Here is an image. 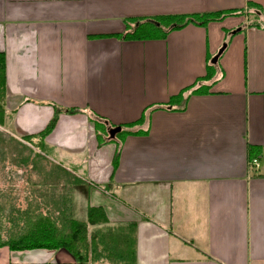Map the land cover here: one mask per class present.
Segmentation results:
<instances>
[{
  "label": "crops",
  "instance_id": "obj_1",
  "mask_svg": "<svg viewBox=\"0 0 264 264\" xmlns=\"http://www.w3.org/2000/svg\"><path fill=\"white\" fill-rule=\"evenodd\" d=\"M247 2L264 6V0H0L13 133L40 132L60 108L46 151L83 181L86 206H102L112 225L135 223L126 237L134 264H264V29L231 15L187 24L163 39L123 38L131 20L245 10ZM209 63L216 78L206 92L189 94L183 110L153 109L197 82ZM151 107L147 133L108 139L109 127L135 123ZM253 158L257 168L248 165ZM157 195L166 201L156 204ZM73 262L62 249L0 247V264Z\"/></svg>",
  "mask_w": 264,
  "mask_h": 264
},
{
  "label": "trees",
  "instance_id": "obj_2",
  "mask_svg": "<svg viewBox=\"0 0 264 264\" xmlns=\"http://www.w3.org/2000/svg\"><path fill=\"white\" fill-rule=\"evenodd\" d=\"M231 15H243L246 19V27L264 29V6L247 2L245 10L160 15L131 20L126 23L128 31L124 33L123 38L127 40L163 39L169 31L182 28L187 24L203 26ZM229 35L231 34L228 32L226 37ZM222 44L226 47L227 38ZM215 78V69L213 64L209 63L206 65V74L198 81L196 80L197 82L171 96L165 105H157L153 109L183 110L189 94L206 92ZM5 101V58L0 52V176L2 179L0 181V247H5L12 252L62 249L72 256L74 260L72 264H95L101 260L112 264L114 260H117L116 264H134L135 250L131 239L126 238L129 232H133L134 222L125 226L112 225L108 221L104 208L100 205H87L84 219H76L73 215L72 206L69 205L63 191L84 185L83 181L74 175L73 170L55 164L57 167L54 166L53 170L43 172V175L42 171H39V182L37 179H32L30 174H23L21 178V174L17 172L19 177L15 179V182L24 181L26 187L19 189L16 184L18 188H13L15 186L11 181L12 177L5 175L4 172L7 154L14 157L22 148L28 149L30 153L45 155L47 151L44 139L55 125L57 115L61 110L60 108L55 109L54 117L40 132L14 137L11 134L12 119L16 110L7 112ZM151 109L152 107L148 112L143 113L135 123L126 125V127L121 126V131L116 136L147 133V114ZM63 111L72 113L76 110L64 109ZM94 123L96 128L100 126L98 122ZM140 124L144 127L137 129ZM99 138L101 142H105L104 137L99 136ZM11 143L16 147L12 148ZM118 155L119 150H116L112 162L113 167L116 165ZM17 159L20 162L26 160L12 158L14 162ZM3 181L7 185H3ZM3 212L5 214H2Z\"/></svg>",
  "mask_w": 264,
  "mask_h": 264
},
{
  "label": "rangeland",
  "instance_id": "obj_3",
  "mask_svg": "<svg viewBox=\"0 0 264 264\" xmlns=\"http://www.w3.org/2000/svg\"><path fill=\"white\" fill-rule=\"evenodd\" d=\"M11 134L14 137H19L13 133V129H12ZM10 145L12 148L16 147L13 143H11ZM45 155L48 156V158H50L52 161L49 160ZM45 155L40 156L39 154H35L34 152L30 153L28 151V149H22V148L19 150V154L14 156V157H12L10 154H7V157L5 159L6 163L4 162V167L6 168L4 172L6 173L5 175H9L12 177V179L11 178L10 179L12 182H14L13 186H15V187H13V188H18V186H19V189H23L24 187H26L24 181H18L17 183L15 182V179L19 177V174L17 172H19L21 174L20 175L21 178L24 176L23 174H27V175L30 174V177L32 179H37V181H38L39 171H42V175H43V172H48V171L53 170L54 166L57 167L55 164H59V165H62L63 167H65L64 164H62L61 162H58L57 160L52 158V156H50L49 152H47ZM12 158H23L26 160L20 162V160L17 159L14 162L12 160ZM53 161H56V162H53ZM72 167H73L72 169L77 170V167H75V166H72ZM31 168H35V169L33 170ZM77 171H79V170H77ZM8 172H9V174H8ZM80 175L83 176V174H81V173H80ZM0 181H2L1 176H0ZM2 184L4 185V184H6V182L3 181ZM16 184L18 186H16ZM84 186L85 185H82L80 187L77 186L75 188H68L67 190L63 191V194L66 196V200L69 201V205L72 206V212H73V215L76 217V219H82V218L84 219L85 207H86L85 204H87L89 202V199L85 197V192H84L85 187ZM152 198L156 204H159L160 202L166 201V197L163 195H160V196L157 195L156 197H152ZM19 199H20V197H19ZM92 200H93V198H91V201ZM123 200L126 201L125 199H123ZM128 210L129 209L125 208L124 212L127 215H130L131 213ZM2 214H5V212H3ZM1 226H2V224H1Z\"/></svg>",
  "mask_w": 264,
  "mask_h": 264
},
{
  "label": "water",
  "instance_id": "obj_4",
  "mask_svg": "<svg viewBox=\"0 0 264 264\" xmlns=\"http://www.w3.org/2000/svg\"><path fill=\"white\" fill-rule=\"evenodd\" d=\"M239 30H240V28H237V29L231 31L230 34H234L235 32H238ZM224 47H225V46L222 44L221 47L219 48L217 54H215V55L211 58V60H210L211 63H215V62H216V60L218 59V57H219V55L221 54V52H222V50H223ZM120 131H121V126L109 127V128L107 129V137H108V139H110V140H111V139H114L115 136H116Z\"/></svg>",
  "mask_w": 264,
  "mask_h": 264
},
{
  "label": "built area",
  "instance_id": "obj_5",
  "mask_svg": "<svg viewBox=\"0 0 264 264\" xmlns=\"http://www.w3.org/2000/svg\"><path fill=\"white\" fill-rule=\"evenodd\" d=\"M250 168H257L258 167V160L256 158L251 159L248 162Z\"/></svg>",
  "mask_w": 264,
  "mask_h": 264
}]
</instances>
